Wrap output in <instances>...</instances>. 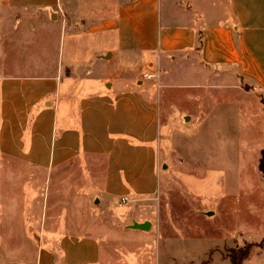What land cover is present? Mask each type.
Listing matches in <instances>:
<instances>
[{"label":"crops","instance_id":"crops-1","mask_svg":"<svg viewBox=\"0 0 264 264\" xmlns=\"http://www.w3.org/2000/svg\"><path fill=\"white\" fill-rule=\"evenodd\" d=\"M1 3L2 14L47 15L54 25L53 39L47 38L50 51L39 49L34 61L22 66L14 60L0 64L2 156L42 171L80 157L100 158L104 171L96 203L103 212L151 203L158 186L162 104L168 108L171 95L179 93L189 94L194 106L189 116L198 126L213 109L210 117L219 122L225 117L238 130L256 129L260 158L264 0H128L111 2L113 15L100 18L92 17L89 7L75 15L76 0ZM84 13L87 18H81ZM61 14L71 19L61 21ZM38 20L45 25L44 18ZM154 70L161 78L156 91L140 80ZM211 93L228 100L204 106L203 96ZM114 195L117 203L111 201ZM122 198L126 203L120 204ZM134 221L129 229L123 223L118 230L98 224L82 236L63 234L26 264H120L127 255L134 257L131 264H147L152 223ZM136 224L148 229L133 228ZM115 243L135 248L126 252ZM263 254L254 248L247 262L263 264Z\"/></svg>","mask_w":264,"mask_h":264},{"label":"rangeland","instance_id":"rangeland-1","mask_svg":"<svg viewBox=\"0 0 264 264\" xmlns=\"http://www.w3.org/2000/svg\"><path fill=\"white\" fill-rule=\"evenodd\" d=\"M76 1L75 15L89 7L94 12L90 15L100 18L113 15V3L128 0ZM2 6L0 0V10ZM2 12L0 64L14 60L22 66L34 61L39 49L51 50L47 38L53 39L54 25L47 15ZM65 17L71 19L61 14L60 20ZM38 18H44V26ZM211 94L203 96L207 98L204 106L228 100V96ZM188 95L176 93L168 108L162 104L158 186L151 203L103 212L96 203L104 171L100 158L80 157L60 169L42 171L0 154V264H26L40 247L52 246L63 234L82 236L98 224L118 230L123 223L129 229L134 219L152 223L147 264L151 259L152 264H232V254L248 247L264 250L259 133L254 128L238 130L224 116L219 122L210 117L213 109L198 126L189 116L194 106L187 101ZM111 201L117 203V196ZM114 245L126 252L135 248L127 243ZM133 258L127 255L120 264H131ZM242 264H255V260L245 259Z\"/></svg>","mask_w":264,"mask_h":264},{"label":"trees","instance_id":"trees-1","mask_svg":"<svg viewBox=\"0 0 264 264\" xmlns=\"http://www.w3.org/2000/svg\"><path fill=\"white\" fill-rule=\"evenodd\" d=\"M258 170L264 178V150L261 151V155L258 161ZM250 249L251 247H248L245 251H239L238 253L230 255V262L232 264H242L243 261L248 257Z\"/></svg>","mask_w":264,"mask_h":264},{"label":"built area","instance_id":"built-area-1","mask_svg":"<svg viewBox=\"0 0 264 264\" xmlns=\"http://www.w3.org/2000/svg\"><path fill=\"white\" fill-rule=\"evenodd\" d=\"M159 72L153 73V72H147L142 74L141 81H150L151 82V88L156 91V89L159 88ZM126 199L122 198L121 202L124 204L126 203Z\"/></svg>","mask_w":264,"mask_h":264},{"label":"water","instance_id":"water-1","mask_svg":"<svg viewBox=\"0 0 264 264\" xmlns=\"http://www.w3.org/2000/svg\"><path fill=\"white\" fill-rule=\"evenodd\" d=\"M133 228H136V229H148V224H136L133 226Z\"/></svg>","mask_w":264,"mask_h":264}]
</instances>
